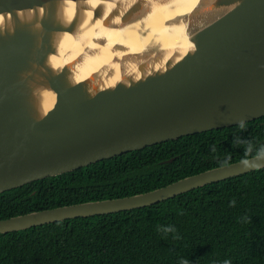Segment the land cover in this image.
<instances>
[{
	"label": "water",
	"instance_id": "1",
	"mask_svg": "<svg viewBox=\"0 0 264 264\" xmlns=\"http://www.w3.org/2000/svg\"><path fill=\"white\" fill-rule=\"evenodd\" d=\"M175 1L0 0V192L264 116V0L213 1L192 43H111L129 19ZM239 161L2 218L0 233L140 208L256 170Z\"/></svg>",
	"mask_w": 264,
	"mask_h": 264
},
{
	"label": "trees",
	"instance_id": "2",
	"mask_svg": "<svg viewBox=\"0 0 264 264\" xmlns=\"http://www.w3.org/2000/svg\"><path fill=\"white\" fill-rule=\"evenodd\" d=\"M236 137L264 145V116L246 122L244 130L236 124L189 134L0 192V219L146 192L220 166L228 156L238 161L245 146L233 145ZM167 224L180 239L157 231V225ZM182 259L264 264V167L152 205L0 233V264H180Z\"/></svg>",
	"mask_w": 264,
	"mask_h": 264
},
{
	"label": "bare ground",
	"instance_id": "3",
	"mask_svg": "<svg viewBox=\"0 0 264 264\" xmlns=\"http://www.w3.org/2000/svg\"><path fill=\"white\" fill-rule=\"evenodd\" d=\"M215 0H177L161 7L152 15L136 20L129 19L111 38V43L136 41L140 44L172 43L186 40L189 43L200 36V28L207 16L205 10Z\"/></svg>",
	"mask_w": 264,
	"mask_h": 264
},
{
	"label": "clouds",
	"instance_id": "4",
	"mask_svg": "<svg viewBox=\"0 0 264 264\" xmlns=\"http://www.w3.org/2000/svg\"><path fill=\"white\" fill-rule=\"evenodd\" d=\"M246 127V122L240 121L239 122V128L241 130H244ZM233 145H244V154L243 157L240 159L239 163L244 166L245 169H259L261 167H264V145H261L260 147H256L255 144H253L249 140H243L240 137H236V139L233 141ZM213 151H215V148H213ZM231 157L228 156L222 163L221 167H227L230 165ZM235 205V200L232 201V206ZM244 222L251 223V219L249 217L243 218ZM157 231L164 234L165 237H167L169 234H173L174 239H180V236L177 234V229L170 225H157ZM180 264H189L188 259H182L180 261ZM223 264H231V261L228 259H225L223 261Z\"/></svg>",
	"mask_w": 264,
	"mask_h": 264
}]
</instances>
